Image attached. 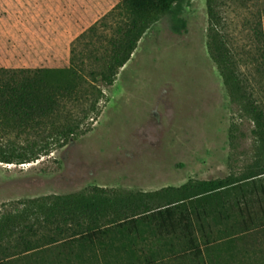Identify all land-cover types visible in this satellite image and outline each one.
Returning <instances> with one entry per match:
<instances>
[{
	"label": "rangeland",
	"instance_id": "rangeland-1",
	"mask_svg": "<svg viewBox=\"0 0 264 264\" xmlns=\"http://www.w3.org/2000/svg\"><path fill=\"white\" fill-rule=\"evenodd\" d=\"M121 1L0 0V68H52L73 56L91 66ZM207 1L177 0L158 18L114 85L100 84L99 114L83 135L34 163H0V219L44 197L237 181L264 166L256 124L210 55ZM218 16L240 80L264 106V0H220Z\"/></svg>",
	"mask_w": 264,
	"mask_h": 264
},
{
	"label": "trees",
	"instance_id": "trees-1",
	"mask_svg": "<svg viewBox=\"0 0 264 264\" xmlns=\"http://www.w3.org/2000/svg\"><path fill=\"white\" fill-rule=\"evenodd\" d=\"M176 1L122 0L111 13L117 20L109 46L89 67L73 56L69 65L52 68H0V163H34L83 135V124L99 114L100 84L114 85L142 37ZM219 1H207L210 55L253 118L264 157V106L247 93L218 29ZM255 170L243 180L189 182L151 193L94 188L31 200L0 219V264H139L145 247L198 248V235L209 244L213 234L249 232L257 215L253 196H264V166Z\"/></svg>",
	"mask_w": 264,
	"mask_h": 264
},
{
	"label": "crops",
	"instance_id": "crops-1",
	"mask_svg": "<svg viewBox=\"0 0 264 264\" xmlns=\"http://www.w3.org/2000/svg\"><path fill=\"white\" fill-rule=\"evenodd\" d=\"M253 189L262 192L261 186ZM253 199L257 215L251 231L213 234L209 244L198 235V248L145 247L138 252L139 264H264V196L254 195Z\"/></svg>",
	"mask_w": 264,
	"mask_h": 264
}]
</instances>
